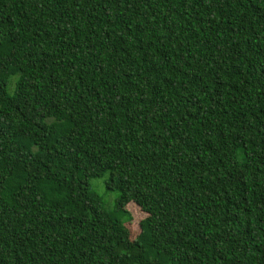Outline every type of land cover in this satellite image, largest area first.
<instances>
[{"label": "trees", "instance_id": "1", "mask_svg": "<svg viewBox=\"0 0 264 264\" xmlns=\"http://www.w3.org/2000/svg\"><path fill=\"white\" fill-rule=\"evenodd\" d=\"M0 264H264V0H0Z\"/></svg>", "mask_w": 264, "mask_h": 264}, {"label": "rangeland", "instance_id": "2", "mask_svg": "<svg viewBox=\"0 0 264 264\" xmlns=\"http://www.w3.org/2000/svg\"><path fill=\"white\" fill-rule=\"evenodd\" d=\"M8 91L12 92V85L9 84ZM105 174L101 178H93L90 180L91 188L103 197L107 208L111 207L114 199L117 197L116 191H107L104 185ZM131 215V219L125 222L126 227L129 229L131 238H134L139 233V222L146 216V214L135 204L129 203L126 206Z\"/></svg>", "mask_w": 264, "mask_h": 264}]
</instances>
